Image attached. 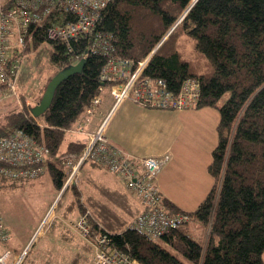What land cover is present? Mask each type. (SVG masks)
<instances>
[{
	"label": "trees",
	"instance_id": "16d2710c",
	"mask_svg": "<svg viewBox=\"0 0 264 264\" xmlns=\"http://www.w3.org/2000/svg\"><path fill=\"white\" fill-rule=\"evenodd\" d=\"M13 1L5 0L3 7ZM95 32L104 36L101 40L107 42L111 55L136 62L160 44L143 75L164 78L168 88L177 93L184 79L198 77L200 97L191 107L215 106L220 112L218 140L207 167L213 179L207 194L192 211L178 207L163 195L168 212H183L189 220L152 240L126 226V220L117 217L119 212L114 207L111 211L115 219L108 224L120 229L110 232L105 224V228L95 226L96 230L99 228L98 234L107 233L113 245L144 264H264V0H110L100 14ZM31 34L21 47L22 65L25 55L43 43L50 44L49 70L62 69L80 60L84 64L57 87L52 104L42 115L43 125L31 114L22 95V107L10 111L0 121V137L22 128L43 140L51 152L47 171L54 186L61 189L67 176L64 160L79 157L84 147L79 140H67L66 130L98 94L107 57L104 52L93 50L96 33L81 36L70 44L50 39L46 26ZM184 34L194 36L197 49L209 59L211 66L204 71H193L191 63L180 53L178 44ZM4 90L0 85V95ZM87 163V176L82 173L81 177L90 180L92 168L102 167L87 161L82 167ZM2 181L9 183L8 188L18 180L0 177V188ZM95 186L116 192L114 186L106 183ZM69 189L73 196L60 209L83 211L84 200L78 185ZM123 191L126 199L119 201L117 207L136 211L137 215L143 209L141 202L125 187ZM130 194L136 200L130 199ZM88 196L89 203L93 201L101 207L97 197ZM101 209L104 217L111 213L107 207ZM191 216L202 221L199 238L189 226ZM61 236L71 239L64 230ZM81 244L67 264L89 263L86 253L91 249L84 242Z\"/></svg>",
	"mask_w": 264,
	"mask_h": 264
},
{
	"label": "built area",
	"instance_id": "2783aa9c",
	"mask_svg": "<svg viewBox=\"0 0 264 264\" xmlns=\"http://www.w3.org/2000/svg\"><path fill=\"white\" fill-rule=\"evenodd\" d=\"M109 1L14 0L6 8L1 4L0 85L5 89L4 94L6 96L17 94V83L24 58L21 47L27 38L31 37L33 30L46 26L50 39L66 44L81 36L96 33L92 42L93 50L104 52L107 57L101 70L99 92L74 124L78 135H81L80 132L87 125H92L96 112L101 114V121L105 119L108 123L110 115L127 99L152 108L183 109L195 106L200 97L198 77L189 76L184 79L182 88L177 93L168 88L164 78L143 75L144 69L160 44L138 62L111 55L107 42L101 40L104 36L100 32H95L100 14ZM106 82H111L110 86L105 85ZM107 88L110 89L115 103L109 113L107 111L103 114L99 108ZM100 123L94 126L93 133L96 134H90L92 139L90 136L89 142L87 140L88 146L79 156L80 159L76 163L73 157L64 160L71 171L67 182L72 183L75 177L80 175L79 167L86 161L94 162L116 174L123 186L136 196L143 206L130 226L148 239L155 240L163 233L188 221L189 216L183 212L171 214L167 211L162 200L163 194L156 183V177L168 156L130 154L108 141L104 133L105 124L101 126ZM50 155V149L43 140L22 128L14 129L10 134L0 137V177L11 180L36 179L46 172ZM79 228L84 238L93 246L92 258L88 264H144L113 245L107 233L98 234L90 241L87 237L90 227L85 218L79 220ZM10 238V231L0 212V242L5 244ZM0 249V264L23 263L24 252L14 255L11 248Z\"/></svg>",
	"mask_w": 264,
	"mask_h": 264
},
{
	"label": "rangeland",
	"instance_id": "374dc122",
	"mask_svg": "<svg viewBox=\"0 0 264 264\" xmlns=\"http://www.w3.org/2000/svg\"><path fill=\"white\" fill-rule=\"evenodd\" d=\"M178 48L183 58H186L191 63L193 71H204L207 66H211L209 59L197 49L194 36L184 34L179 40ZM49 49L50 44L43 43L38 49H33L25 55L17 83V94L5 97L0 95V121L10 111L18 110L22 107V95L25 96L29 108L40 102L48 81L60 70H49ZM107 90L110 91L109 88ZM226 98L227 94L222 101ZM130 102L133 101L130 99ZM114 103L108 108V113L113 108ZM123 103L110 115L108 123L105 119L102 121L100 119V125L105 124L104 133L107 129L109 130L116 125L115 113L120 106H123ZM99 109L105 114V111L101 109V105ZM191 109L198 110L190 112ZM166 111H172V113L165 117L164 124H156L149 133H143L137 140L143 149L142 151H148L155 157L168 156L160 178L164 181L166 188L168 187L173 193L171 195L174 199L183 201L188 207L195 209L196 195H198L195 194V191L199 192L201 190L200 186L202 183L200 184V181L204 178H209L213 181L208 173V164L204 163V159H211L212 157V150L217 142L216 126L220 118V112L215 106L183 109L166 108ZM98 115L99 117L101 116V114L96 112L93 118ZM36 118L39 120L37 122L43 125V116H37ZM72 127L66 130L67 140L68 138L70 140L80 139L79 141L84 143L81 151L83 153L88 146L87 140L89 142L90 136L92 139L90 134L94 132L96 126L94 127L93 123L91 126L90 124L87 125L80 132L81 135L75 132V125ZM93 134H96V132ZM74 159L76 163L80 157H74ZM82 164L79 167L80 175H77L72 183L67 182L71 171L65 164L67 176H65L64 185L61 189H57L54 186L52 177L47 170L36 179L14 181L15 184L8 188L7 184L9 185V183L2 181L0 212L5 225L10 231L11 238L5 244L0 242V248H11L14 255L24 252L22 264H67L76 251L79 250V245L84 242L91 249L90 253H86L89 255L90 262L93 246L80 232L79 220L81 218H85L91 228L87 236L90 241L100 232L99 228L96 230L95 226L103 228L105 224L110 232H116L117 229H120L108 224L110 220L115 219L111 211L114 207L119 212L117 217L120 218L122 216L126 220V226L132 224L135 216L138 215H136V211H129L128 208L122 211L119 210L120 207H117L120 205L119 201L126 199L123 191L125 186H123L120 179L103 168L93 167L89 180L84 178V176H87L89 164L87 163L83 167ZM82 173L84 174L83 178L81 177ZM185 176L190 177L192 180L186 179ZM107 180L113 183L116 192H109L107 188H102V186L97 188L95 186V183L102 185ZM74 184L78 185L85 208L83 211L73 209L65 212L64 209L60 208L63 204L70 202L73 193L69 188ZM88 195L97 197L102 202L101 207H107L111 213L104 217L102 209L97 203L88 202ZM129 198L135 199L131 194ZM189 226L196 238L201 237L200 233L203 230L202 221L198 217L191 216ZM62 230L69 232L71 239H63L61 236ZM91 234L93 237L90 236ZM203 236L202 241H205ZM159 242L168 246L162 240H159Z\"/></svg>",
	"mask_w": 264,
	"mask_h": 264
},
{
	"label": "crops",
	"instance_id": "0c3cea01",
	"mask_svg": "<svg viewBox=\"0 0 264 264\" xmlns=\"http://www.w3.org/2000/svg\"><path fill=\"white\" fill-rule=\"evenodd\" d=\"M5 0H0V5L4 4ZM2 97L4 95V92L2 91ZM133 101V100H132ZM114 102V98L109 90H105L103 93V102L101 104V109L105 112L108 111V108L111 107V105ZM123 106H120L119 110L116 111L115 115V121L116 125H114L112 128L105 132L109 141L114 144L115 146H118L125 150L126 152L133 154L135 156H148L152 155L148 151H142V147L140 143L138 142L137 138L142 135L143 133H149V131L156 125L165 122V117L171 115L172 111H166L161 110L160 108H149L147 106H144L142 104H139L137 102H130V99H127L123 101ZM133 103V104H132ZM136 103V104H135ZM207 107V106H205ZM192 108V107H190ZM198 108V107H193ZM201 108V107H199ZM198 109H191L190 112H195ZM99 115L94 118L93 126H95L97 123L100 122ZM220 119V118H219ZM219 123V121H218ZM218 126V124H217ZM217 126H216V132H217ZM70 133V132H69ZM71 137V136H70ZM70 140V138H68ZM78 140V139H74ZM218 140V136H217ZM217 143V142H216ZM216 146V144H215ZM214 146V147H215ZM213 147V148H214ZM181 159V158H180ZM212 159V157H211ZM210 158L204 159L205 164H209L211 161ZM208 167V166H207ZM163 169V168H162ZM162 170L159 172L157 176V184L159 186L160 191L162 194L172 202H174L178 207L184 209V210H195L200 201L204 198V196L207 194L209 189L212 186L213 181L209 178H204L200 181V191L196 192L195 194L197 196L196 203H195V209H192L186 205V203H183V201L176 200L172 197L170 189L164 184V181L161 176ZM110 173V172H109ZM209 173V172H208ZM186 179L192 180L190 177L185 176ZM160 180V181H159ZM160 182V183H159ZM108 185L113 186V183L105 182ZM192 192V191H191Z\"/></svg>",
	"mask_w": 264,
	"mask_h": 264
},
{
	"label": "water",
	"instance_id": "95a60500",
	"mask_svg": "<svg viewBox=\"0 0 264 264\" xmlns=\"http://www.w3.org/2000/svg\"><path fill=\"white\" fill-rule=\"evenodd\" d=\"M196 1V0H195ZM84 60L68 65L58 70L48 81L40 102L31 106L30 112L34 117L42 116L52 104L57 87L69 76L77 73L83 67Z\"/></svg>",
	"mask_w": 264,
	"mask_h": 264
},
{
	"label": "bare ground",
	"instance_id": "6f19581e",
	"mask_svg": "<svg viewBox=\"0 0 264 264\" xmlns=\"http://www.w3.org/2000/svg\"><path fill=\"white\" fill-rule=\"evenodd\" d=\"M190 222V221H189ZM207 225V224H206Z\"/></svg>",
	"mask_w": 264,
	"mask_h": 264
}]
</instances>
